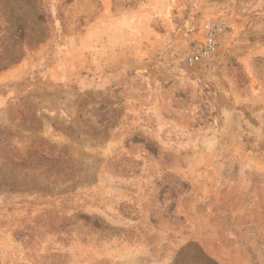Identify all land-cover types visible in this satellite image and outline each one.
I'll return each mask as SVG.
<instances>
[{
    "label": "rangeland",
    "instance_id": "374dc122",
    "mask_svg": "<svg viewBox=\"0 0 264 264\" xmlns=\"http://www.w3.org/2000/svg\"><path fill=\"white\" fill-rule=\"evenodd\" d=\"M1 96L0 264H264V0H0Z\"/></svg>",
    "mask_w": 264,
    "mask_h": 264
},
{
    "label": "built area",
    "instance_id": "2783aa9c",
    "mask_svg": "<svg viewBox=\"0 0 264 264\" xmlns=\"http://www.w3.org/2000/svg\"><path fill=\"white\" fill-rule=\"evenodd\" d=\"M235 31L234 24L224 21H207L202 26L200 46L186 57L189 66L208 61L223 46V42Z\"/></svg>",
    "mask_w": 264,
    "mask_h": 264
},
{
    "label": "crops",
    "instance_id": "0c3cea01",
    "mask_svg": "<svg viewBox=\"0 0 264 264\" xmlns=\"http://www.w3.org/2000/svg\"><path fill=\"white\" fill-rule=\"evenodd\" d=\"M11 97H9V99H10ZM8 99L7 98H5L4 96L2 97H0V108H2L8 101H7ZM60 107H61V102L58 100V103H57V105L55 106V113H57V114H59L60 112ZM57 110V111H56ZM47 111H48V109H45V112L47 113Z\"/></svg>",
    "mask_w": 264,
    "mask_h": 264
}]
</instances>
